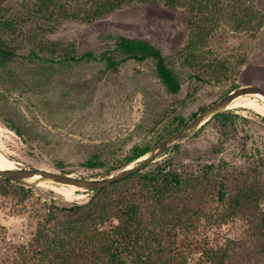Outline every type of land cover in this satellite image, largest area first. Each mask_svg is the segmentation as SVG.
<instances>
[{
	"label": "rangeland",
	"instance_id": "obj_1",
	"mask_svg": "<svg viewBox=\"0 0 264 264\" xmlns=\"http://www.w3.org/2000/svg\"><path fill=\"white\" fill-rule=\"evenodd\" d=\"M25 1L0 0V21H15L14 28L0 24V46L16 53L0 59V160L9 163V170L105 178L112 161L124 159L133 146L149 145L154 150L180 129L170 131L177 123L174 117L188 123L240 87L264 91L262 27L240 31L221 21L189 53L181 10L136 4L93 24L54 23L27 18ZM118 34L143 38L160 48L180 80V91L174 95L165 91L152 58L128 60L112 72L102 62H58V53L38 51L41 40L72 44L78 56L87 51L97 55L113 48V37ZM32 51L47 61L29 62L25 55ZM233 100L149 163L168 160L183 180L206 173H212V178L218 174L232 178L245 172L248 178L264 182V100L250 95ZM247 100L258 111L242 105ZM93 152L102 155L106 166H82ZM62 186L40 178L17 181L0 176V264H19V248L27 245L36 229V209L51 202L84 204L94 191ZM227 187L233 197L236 184L227 183ZM228 201L214 205L212 216L201 221L196 247L212 251L229 244L236 249L230 264H262L264 232L255 230L254 240H249L243 217L224 218ZM258 207L264 214V202ZM177 248L183 250V245ZM199 250L190 254L188 264H202Z\"/></svg>",
	"mask_w": 264,
	"mask_h": 264
},
{
	"label": "trees",
	"instance_id": "obj_2",
	"mask_svg": "<svg viewBox=\"0 0 264 264\" xmlns=\"http://www.w3.org/2000/svg\"><path fill=\"white\" fill-rule=\"evenodd\" d=\"M136 4L181 10L186 17V47L191 51L189 53H194L221 21L240 31L264 28V12L260 13V8L264 10V0H26L22 6L29 19L93 24L117 10ZM0 24L3 27L10 24L14 28L15 21L8 22L5 18ZM113 38L114 47L97 55L87 51L78 56L72 44L42 43L41 40L38 51L58 53L55 57L58 62H102L106 70L112 72L128 60L141 62L152 58L156 77L165 91L170 95L180 91V80L160 48L143 38L122 34ZM15 56L11 49L0 46V59ZM25 59L33 64L38 60L47 61L46 56L33 51L25 55ZM195 78L201 80L198 76ZM173 120L177 123L170 131L186 124L183 117H174ZM150 150L149 145L133 146L124 159L112 161L115 163L108 167L106 176ZM106 164L101 154L93 152L82 166L94 169ZM172 167L168 160L149 163L122 179L94 190L84 204H43L34 213L37 218L34 234L27 245L19 248V264H188L190 254L199 250L196 238L201 221L209 219L214 205H222L226 199L229 201L224 218L243 217L248 224L249 240H254L255 230L264 232V214L258 207L264 202L263 181L248 178L245 172L233 174L232 178L227 174L212 178V173H206L183 180ZM3 180L9 181L6 178ZM227 183L236 184L233 197L228 194L231 189H228ZM2 188L7 189L4 185ZM179 244L183 245V250H178ZM235 250L226 244L216 250L199 251L202 264H230ZM250 250L243 249L241 253ZM261 256L264 264V254Z\"/></svg>",
	"mask_w": 264,
	"mask_h": 264
},
{
	"label": "water",
	"instance_id": "obj_3",
	"mask_svg": "<svg viewBox=\"0 0 264 264\" xmlns=\"http://www.w3.org/2000/svg\"><path fill=\"white\" fill-rule=\"evenodd\" d=\"M257 92L263 95L264 91H256L252 87H240L234 91H231L228 95L224 96L221 100L217 101L206 110H204L201 114L197 115L193 120L186 123L180 129H178L175 133L171 136L166 138L156 149L150 150L146 154H144V158L141 160L140 158L136 159L134 162L131 163V167L127 168L125 166L120 171L111 174L105 178L101 179H91V178H73L66 174H58L53 173L50 171H43L39 169H32V170H3L0 171V176L7 177L17 181H25L27 179L32 178L35 175H38L41 180H49L56 183H62L67 185H75L80 188L89 189V190H97L101 189L108 184L122 179L135 171L140 170L142 167L147 165L149 162L155 160V158L163 153L167 148L171 145L176 143L179 139L183 138L187 134L191 133L193 130L197 129L201 124H203L208 118L212 115L220 111L222 108L226 107L230 101L234 98L245 95L247 93Z\"/></svg>",
	"mask_w": 264,
	"mask_h": 264
},
{
	"label": "bare ground",
	"instance_id": "obj_4",
	"mask_svg": "<svg viewBox=\"0 0 264 264\" xmlns=\"http://www.w3.org/2000/svg\"><path fill=\"white\" fill-rule=\"evenodd\" d=\"M245 95H250V96H256L257 98H260V99H263L264 100V97H263V95H261L260 93H251V94H245ZM245 95H240V96H238V97H236V98H234V99H237V98H239V97H243V96H245ZM232 101H234V100H232ZM231 102V101H230ZM230 103H228V105H229ZM242 105H244V106H249V107H252V108H254V109H256L257 111H258V109L256 108V105L252 102V101H244L243 103H242ZM144 158V156H142L140 159L142 160ZM11 165V164H10ZM131 166H128L127 168H130ZM9 169H11V166H9V163L6 161V162H3V161H1L0 160V171H3V170H9ZM39 178V176H33L32 178H36V179H38ZM29 181H30V179H28ZM39 182V181H38ZM41 182H43V181H41ZM53 182V181H52ZM31 184V183H30ZM39 184H40V182H39ZM61 184V183H60ZM41 185H42V183H41ZM44 185H45V182H44ZM63 188H67V187H71V188H80V187H77V186H75V185H67V184H64V186H62ZM84 189V188H83Z\"/></svg>",
	"mask_w": 264,
	"mask_h": 264
}]
</instances>
